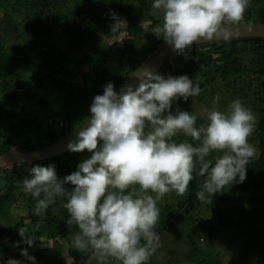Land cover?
<instances>
[{
	"label": "trees",
	"instance_id": "1",
	"mask_svg": "<svg viewBox=\"0 0 264 264\" xmlns=\"http://www.w3.org/2000/svg\"><path fill=\"white\" fill-rule=\"evenodd\" d=\"M263 1L250 0L246 11L250 15L253 12L264 23V7L258 6ZM145 3V0H0V31L4 34L0 37V154L14 148L35 150L55 142L90 115L93 97L102 94L108 82L114 84L115 90L119 88L141 63V59L132 55H138L134 46L140 35L147 32L140 25ZM113 12L136 37L119 40L113 35L105 48L97 47L94 36L101 37L102 29L115 22ZM158 22L152 20L150 29ZM53 34L62 39L63 48L57 50L60 44L51 41ZM12 36L28 39V48L23 54L29 52L38 59L30 61L13 52L9 48ZM163 43L154 37L153 48L147 55ZM72 50L79 56L68 55ZM156 71L164 76L183 74L200 81V94L187 101L182 98L175 101L173 112L177 105L186 110L191 99L205 103V95L211 91V101L213 95H218L221 102L239 97L255 113V130L249 142L256 155L246 165V179L215 194L212 203L207 204L213 216L205 224L213 233L217 224L230 221L232 211L238 209L246 215L250 208L264 204V38H237L192 46L173 55ZM204 122L203 117H197V126ZM187 140L194 146L198 144L190 137ZM90 155L87 150L67 151L43 161L0 169V222L8 221L13 208L27 212L13 225L0 227V262L6 261L5 253L11 249L20 254L17 257L21 256L22 264H32L21 255L20 250L25 248L35 257V264H68L63 254L72 258L69 264H93L90 251L85 255L72 246L71 235L76 228L70 229L66 224L69 214L63 207L65 201L55 198L43 215L37 216L34 214L36 200L22 190V181L32 166L54 164L57 176L63 178ZM203 179L194 174L186 195L173 192L163 197L158 227L170 230L178 217L186 219L202 207L195 193ZM65 187L73 186L66 184ZM253 210L258 212V208ZM19 227L28 228L29 236L42 237L49 245L31 249L22 242ZM198 264L211 263L206 258Z\"/></svg>",
	"mask_w": 264,
	"mask_h": 264
},
{
	"label": "clouds",
	"instance_id": "2",
	"mask_svg": "<svg viewBox=\"0 0 264 264\" xmlns=\"http://www.w3.org/2000/svg\"><path fill=\"white\" fill-rule=\"evenodd\" d=\"M250 0H153L162 15L153 34L174 52L194 43L228 40L239 33ZM116 31L122 22L112 13ZM119 92L108 82L93 97L89 112L67 142L71 152L91 155L72 173L60 178L55 165H34L22 190L35 200L34 214L43 215L55 198H62L72 232V246L91 252L98 264H147L160 246L155 231L160 218L158 201L169 194H187L196 176L204 177L196 198L212 203L215 194L246 179V165L256 155L249 138L256 117L240 99L224 110H204L206 122L173 103L198 96L199 79L164 76L150 66L139 68ZM198 142L178 141V134ZM213 153H217L214 157ZM66 184L73 187L68 189ZM22 242L33 245L28 228L19 227ZM19 243V242H17ZM21 255L35 264L22 248ZM2 258V253H0ZM5 264H22L11 259Z\"/></svg>",
	"mask_w": 264,
	"mask_h": 264
},
{
	"label": "rangeland",
	"instance_id": "3",
	"mask_svg": "<svg viewBox=\"0 0 264 264\" xmlns=\"http://www.w3.org/2000/svg\"><path fill=\"white\" fill-rule=\"evenodd\" d=\"M145 1L146 5L140 25L144 30H147V32L144 31V33L140 35L138 43L135 42L136 45L134 48L138 55H132L139 60L141 59V54L142 56H146L148 51L153 48V38L156 36L152 33L155 27L150 29L152 20L159 21L158 25L162 23L161 13L152 8L153 0ZM78 4L80 6V2ZM258 6L264 7V1ZM80 9L83 10L82 5ZM119 19L122 22L116 31L111 30L113 23L102 29L103 33H100L102 35L101 37L99 34L94 36L97 47L105 48L106 45L113 40V35H116L119 40L126 37H136L133 33L134 31L127 26L126 22L122 18ZM259 21L260 18L253 12H251V15L247 13V11L245 12L243 22ZM2 35L4 34L0 31V37H2ZM50 38L51 41L60 44L57 50L64 47H61L64 42L59 35L53 34ZM10 40L9 48L12 49L13 52L30 61L38 59L29 52L26 55L23 54V52L27 51V43H29V40L25 39L24 36H20L16 39L12 36ZM68 55L71 57H78L79 53L72 50L69 51ZM211 98V91H209L207 96L205 95V103H203V101L191 99L192 103L190 102V106L186 111H189L190 114L196 117L201 116L205 119V109H210L215 105L220 110H224L231 102V100L221 102L218 95H213V101H211ZM248 103H250L249 100ZM244 105L250 108L249 105L247 106L246 101ZM30 108L33 109L31 105ZM253 114L255 115V113ZM175 139L183 141L187 140L188 137L181 133L178 134ZM0 144H2L1 140ZM170 201H173V199H168V202ZM163 202H165V200L162 198V200L158 201L157 206L161 207ZM257 206L258 207L250 208L251 211H247L246 215L238 212V209L234 212L232 211L230 221L217 224L214 227L213 233L208 230V225L205 224V222L213 216L206 203H203L202 207L195 212L190 213L186 219L178 217L170 230H165L157 226L155 231L160 237V246L157 248L155 254L150 257L147 264H198V261L206 258L211 264H264V204L260 203ZM255 208H258V212L253 210ZM26 215V211L13 208L9 211L8 221L0 222V227L4 228L13 225L20 216ZM31 236L33 239V245L30 246L31 249L47 247L49 245V242H46L45 239H41L42 237L37 238L32 234ZM17 254L18 253L11 249L7 250L5 253L7 257L6 260L9 258L19 260L21 256L18 258ZM56 254L58 253L56 252ZM86 254L87 253H85V255ZM63 255L64 258L67 257V263L69 264L72 258L68 257L66 254ZM92 262L93 264H98L94 259ZM0 264H5V261L0 262Z\"/></svg>",
	"mask_w": 264,
	"mask_h": 264
},
{
	"label": "water",
	"instance_id": "4",
	"mask_svg": "<svg viewBox=\"0 0 264 264\" xmlns=\"http://www.w3.org/2000/svg\"><path fill=\"white\" fill-rule=\"evenodd\" d=\"M237 38H264V23L263 22H242V26L239 29L238 34H234L231 39ZM224 39H214L211 41H201L199 43H194L192 46L201 45L204 43H212V42H220ZM230 40V39H228ZM191 46V47H192ZM177 54L174 52L170 46L166 45L165 43L161 44L157 49H155L152 53L147 56L141 57V63L138 67L131 72L116 90L119 92V89L122 85L126 83H130L131 79L130 76L134 74L139 68L147 65L155 70L160 67L165 61L171 58L173 55ZM90 117V115L88 116ZM82 126V124L78 125ZM78 126L74 130H78ZM74 130L70 133L66 134L65 136L59 138L55 142L48 144L42 148L23 151L17 148L10 149L4 153L0 154V169L20 163H31L36 161H43L46 159H50L56 157L60 154H63L67 151V142L70 139H74Z\"/></svg>",
	"mask_w": 264,
	"mask_h": 264
}]
</instances>
